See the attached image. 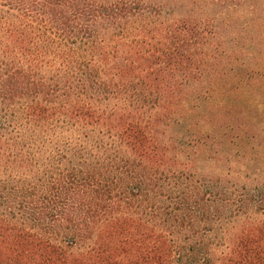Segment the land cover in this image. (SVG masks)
Here are the masks:
<instances>
[{
	"label": "trees",
	"instance_id": "16d2710c",
	"mask_svg": "<svg viewBox=\"0 0 264 264\" xmlns=\"http://www.w3.org/2000/svg\"><path fill=\"white\" fill-rule=\"evenodd\" d=\"M242 1L0 0V201L31 199L49 222L29 233L0 207V252L21 264H264L254 201L222 232L205 211L178 219L167 196L183 176L175 126L203 78L197 53L219 33L220 15L202 11Z\"/></svg>",
	"mask_w": 264,
	"mask_h": 264
},
{
	"label": "rangeland",
	"instance_id": "374dc122",
	"mask_svg": "<svg viewBox=\"0 0 264 264\" xmlns=\"http://www.w3.org/2000/svg\"><path fill=\"white\" fill-rule=\"evenodd\" d=\"M240 3L202 11L220 15L213 22L219 33L210 35L197 53L205 67L203 78L191 79L195 90L183 101L175 126L184 144L173 152L174 162L183 176L174 177L167 194L177 205L178 219L186 214L197 221L196 212L205 211L216 215L222 232L242 222L245 199L254 201V211L264 209V0ZM64 199H57L60 210L70 206ZM4 200L1 211L14 208L13 226L33 234L39 227L48 230V219L37 213L31 199ZM7 257L0 252V264H21Z\"/></svg>",
	"mask_w": 264,
	"mask_h": 264
}]
</instances>
